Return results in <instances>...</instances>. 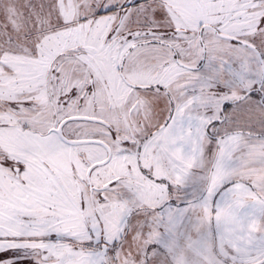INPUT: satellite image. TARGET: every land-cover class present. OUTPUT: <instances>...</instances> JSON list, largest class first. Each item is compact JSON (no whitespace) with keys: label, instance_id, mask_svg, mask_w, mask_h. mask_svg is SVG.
Masks as SVG:
<instances>
[{"label":"snow or ice","instance_id":"1","mask_svg":"<svg viewBox=\"0 0 264 264\" xmlns=\"http://www.w3.org/2000/svg\"><path fill=\"white\" fill-rule=\"evenodd\" d=\"M0 264H264V0H0Z\"/></svg>","mask_w":264,"mask_h":264}]
</instances>
